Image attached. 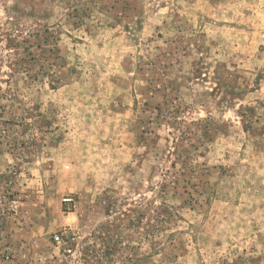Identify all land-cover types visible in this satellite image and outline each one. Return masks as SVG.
Wrapping results in <instances>:
<instances>
[{"label":"rangeland","instance_id":"374dc122","mask_svg":"<svg viewBox=\"0 0 264 264\" xmlns=\"http://www.w3.org/2000/svg\"><path fill=\"white\" fill-rule=\"evenodd\" d=\"M0 264H264V0H0Z\"/></svg>","mask_w":264,"mask_h":264},{"label":"built area","instance_id":"2783aa9c","mask_svg":"<svg viewBox=\"0 0 264 264\" xmlns=\"http://www.w3.org/2000/svg\"><path fill=\"white\" fill-rule=\"evenodd\" d=\"M56 238H57V239H59L60 237H59V236H57Z\"/></svg>","mask_w":264,"mask_h":264}]
</instances>
